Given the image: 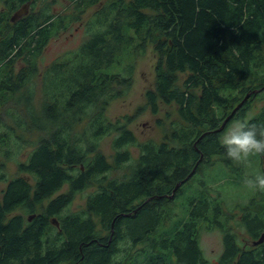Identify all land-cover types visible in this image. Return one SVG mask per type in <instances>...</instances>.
<instances>
[{
	"label": "trees",
	"instance_id": "1",
	"mask_svg": "<svg viewBox=\"0 0 264 264\" xmlns=\"http://www.w3.org/2000/svg\"><path fill=\"white\" fill-rule=\"evenodd\" d=\"M66 1L78 16L53 12L56 0H0V157L31 147L17 164L22 176L8 178L0 160V264H212L201 229L222 230L231 217L204 181L189 186L216 164L220 178H238L245 162L227 157L220 135L231 121L264 122V107L247 118L264 99V0ZM24 4L29 12L12 20ZM94 5L83 21L87 38L40 72L37 59L51 38ZM148 43L158 58L146 105L156 114L158 101L174 102L179 118L160 141H137L127 116L111 121L105 113L127 91ZM34 132L27 145L23 133ZM112 134L111 163L99 141ZM129 146L138 149L134 161ZM125 165L132 169L121 179L107 176ZM90 185L96 191L84 207L71 210ZM244 213L240 224L257 240L264 218ZM222 248L218 264H264V240L237 257L228 231Z\"/></svg>",
	"mask_w": 264,
	"mask_h": 264
},
{
	"label": "rangeland",
	"instance_id": "2",
	"mask_svg": "<svg viewBox=\"0 0 264 264\" xmlns=\"http://www.w3.org/2000/svg\"><path fill=\"white\" fill-rule=\"evenodd\" d=\"M74 7L75 6L73 4L66 0H56L53 4V12L78 16L77 14L81 11L76 10ZM96 7L97 5L89 7L81 14L80 18H83L82 22H72L66 31H63L51 38L37 59L38 70L40 72L59 55L77 48L79 44L87 38L84 22L88 20L87 17L91 15L92 11ZM29 9V5L24 4L18 8L17 11L23 10L22 15H25L29 12ZM17 11L10 14L14 15ZM153 47L152 43H148L145 52L137 57L136 66L132 74V80L127 91L119 98L111 101L105 110L107 117L111 121H115L116 119L122 120L124 116H127V127L133 131L137 141H144L148 139L160 141L163 136L169 132L168 130L171 127L172 121L179 120L177 106L174 102L165 104L162 101H158L159 109L156 114H153L150 108L146 105L145 92L148 89H152L154 86V67L158 58ZM18 65L19 63L16 62L15 70L18 68ZM183 77V73L177 74V84L181 83ZM262 85L264 84L262 83ZM263 107L264 99L256 100L254 102V107L251 111H249L247 118L253 114H257ZM237 121H231L227 124L224 131L220 135V140H222L225 131ZM244 121H247V119H244ZM37 136L38 134L36 132L23 133V138L27 141V145L30 144ZM113 136V134L104 136L99 141V149L105 154L109 162L112 161L114 151L111 147V140L113 139ZM30 148L31 147L29 146L26 147L24 150L25 153L22 152L21 154H18L17 156L15 155L9 159L4 160V158L0 157V160L4 161L8 178L18 175L22 176V174L17 171V164L19 161L26 160V152ZM22 150L23 148L20 151ZM129 150L134 161V159L138 156V149L136 146H129ZM258 157L260 158L261 156L258 155ZM220 168L221 167L218 164L213 165L212 167L203 168L201 171L197 172V176L189 186H198L200 182L204 181L206 187L210 189L211 195L213 197L217 196L220 198L219 200L222 201V206L226 211V215L231 217L229 225L224 226L222 230L216 227L211 229H201L199 239L200 248L205 259L211 263H215L220 257L222 252V237L225 232L230 231L236 235V240L239 246L249 247L251 245V237L240 224V217L242 214H245V211L255 214L260 218H264V193L249 190L245 186V180L247 178L254 176L256 173H264L263 162H261L258 158L254 159L253 162L249 161L248 163L246 161L242 165V174L236 175L238 178H230L228 176V178H220ZM131 169V165H125L119 168L114 167L110 170L107 176L110 175L109 178L117 177L121 179L123 176L127 175ZM209 177L212 178V181L210 180L211 182H208L209 179L207 178ZM27 181L29 184L33 183V180L29 177H27ZM5 186L6 182L0 181V196L1 191ZM94 189L95 185H90L82 192L77 193L73 198L70 209L78 210L83 208L86 196L96 191ZM64 191H67L66 185H64L57 193ZM45 203L46 202H44V204ZM37 210L39 211V209ZM18 213H21L19 209L13 211L11 214ZM24 216L26 217L27 215L24 214Z\"/></svg>",
	"mask_w": 264,
	"mask_h": 264
},
{
	"label": "clouds",
	"instance_id": "3",
	"mask_svg": "<svg viewBox=\"0 0 264 264\" xmlns=\"http://www.w3.org/2000/svg\"><path fill=\"white\" fill-rule=\"evenodd\" d=\"M222 145L233 163H242L250 157L264 155V122L237 121L223 134ZM252 191L264 193V173H256L245 180Z\"/></svg>",
	"mask_w": 264,
	"mask_h": 264
},
{
	"label": "water",
	"instance_id": "4",
	"mask_svg": "<svg viewBox=\"0 0 264 264\" xmlns=\"http://www.w3.org/2000/svg\"><path fill=\"white\" fill-rule=\"evenodd\" d=\"M23 14V10H18L17 12H15L14 13V15H12V17H11V19L12 20H15V19H17V18H19L21 15ZM249 96V93H247L246 94V96H245V98L240 102V103H238V105L235 107V109L234 110H236L243 102H244V100L247 98ZM234 110L231 112V114L234 112ZM230 116L231 115H229V116H227L225 119H224V121L221 123V125L216 129V131H220V130H222L223 128H224V126H225V124H226V122H227V120L230 118ZM194 169L191 171V173L188 175V177L186 178V179H184V180H182L181 182H179L176 186H175V189H177L183 182H185L188 178H190L191 176H192V174L194 173ZM174 192V191H173ZM171 197V196H170ZM32 216L33 215H31L30 217H28V219L30 220L31 218H32ZM51 222L53 223V224H55L56 226H58V223L56 222V220H55V218H53L52 220H51ZM263 240H264V232H262L261 233V235L259 236V238L257 239V240H255V241H253V244L255 245V244H259V243H261V242H263Z\"/></svg>",
	"mask_w": 264,
	"mask_h": 264
},
{
	"label": "flooded vegetation",
	"instance_id": "5",
	"mask_svg": "<svg viewBox=\"0 0 264 264\" xmlns=\"http://www.w3.org/2000/svg\"><path fill=\"white\" fill-rule=\"evenodd\" d=\"M258 92H259V91H258ZM259 93H260V92H259ZM249 96H250V95H249ZM262 161H263V166H264V158H262ZM251 239H252V238H251ZM253 241H255V240L252 239V241H251V245H250L249 247H241V246H240V252H238L236 256L238 257V255H240V253H241L244 249H246V248H247V249H252L253 246L255 247V246L258 245V244H255V245H254V244H253ZM222 249H223V248H222ZM221 253H222V252H221ZM220 256H221V254H220ZM237 257H236V258H237ZM236 260H237V259H235V260L233 259V260H232L231 262H229L228 264H236ZM212 264H218V259L216 260L215 263H212Z\"/></svg>",
	"mask_w": 264,
	"mask_h": 264
}]
</instances>
